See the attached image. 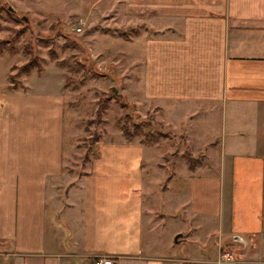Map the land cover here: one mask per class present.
Returning a JSON list of instances; mask_svg holds the SVG:
<instances>
[{
	"label": "crops",
	"instance_id": "crops-1",
	"mask_svg": "<svg viewBox=\"0 0 264 264\" xmlns=\"http://www.w3.org/2000/svg\"><path fill=\"white\" fill-rule=\"evenodd\" d=\"M118 16L156 33L143 40L122 96L167 117L196 114L188 140L202 160L191 168L171 160L163 184L161 168L149 184L145 160L162 166L160 152L119 133L76 172L63 76L43 65L9 88L7 63L0 264H92L100 255L120 264H264V0H122ZM125 149L136 157L128 170ZM178 216L173 245L161 225ZM181 242L191 249L179 253ZM223 249L234 263L217 262Z\"/></svg>",
	"mask_w": 264,
	"mask_h": 264
},
{
	"label": "rangeland",
	"instance_id": "rangeland-1",
	"mask_svg": "<svg viewBox=\"0 0 264 264\" xmlns=\"http://www.w3.org/2000/svg\"><path fill=\"white\" fill-rule=\"evenodd\" d=\"M121 1L0 0V40L8 42L9 49H14L12 53L8 48L0 53V79L7 63L9 75L31 57L42 58V70L44 65L47 73L64 78L66 136L71 144L69 151L75 153L68 168L81 171L84 156L88 153L94 156L99 141L114 138L119 133V137L123 136L119 125L126 124L131 132L138 133L133 139L160 152L157 156L162 166L154 164L151 157L145 160L144 166L149 184L157 179L155 169H162L156 180L161 186L165 167L171 160L179 165L202 160L203 152L195 153L194 144L188 140L189 123L194 121L192 130L197 129L196 114L167 117L159 108L129 102L128 95L117 97L129 88L123 78L132 76L133 63L141 55L143 40L156 34L144 23L134 25L132 17L123 21L118 16ZM79 21L83 24H78ZM77 27L81 32H76ZM52 55L54 59L50 58ZM57 61H62V65H57ZM79 63L84 66L79 67ZM54 65L61 68V72L54 70ZM22 75L16 78L17 86ZM112 87L118 95L113 93ZM103 102H107L108 107L98 114V107ZM123 102L129 104L123 107ZM125 115H129V119L126 120ZM136 126L140 128L138 132ZM150 138L155 140L149 143ZM125 153L123 163L128 170L136 163V157L128 156L130 151L126 149ZM179 219V216L165 217L161 225L164 236L172 237L173 245ZM175 247L179 253L191 249L186 242Z\"/></svg>",
	"mask_w": 264,
	"mask_h": 264
},
{
	"label": "trees",
	"instance_id": "trees-1",
	"mask_svg": "<svg viewBox=\"0 0 264 264\" xmlns=\"http://www.w3.org/2000/svg\"><path fill=\"white\" fill-rule=\"evenodd\" d=\"M2 8V7H0ZM124 36V35H123ZM125 37V36H124ZM8 42L4 41V40H0V53H2L4 51V49H7L8 47ZM8 51L9 52H14V49H12V47H10V49L8 48ZM51 59H54L55 57L52 55L50 56ZM41 62H43V59L42 58H39V57H36V56H33L31 57L28 61H26L24 64L20 65L19 67H17V71L13 74V73H10L8 75V79L10 81V85H9V88H16L17 87V81H16V78H18L21 74H28L30 73L33 69H36L37 73H41L42 72V66H41ZM57 65L61 66L62 65V61H57L56 62ZM79 67H83L84 65L83 64H78ZM16 67H12L11 69H15ZM122 95H118L117 97L121 98ZM123 107L127 106L129 103H126V102H123L121 103ZM108 107V104L107 102H103L101 103V105H99L98 107V114L100 113H103ZM129 115H125V119H129L128 118ZM120 127V130L122 132V134L124 135V137L126 138V140L128 141H131V140H134L133 139V136L135 134H138V133H133L131 132L128 127L126 126V124H121L119 125ZM135 130L138 132L140 130L139 126H136L135 127ZM155 139H149V143L153 142ZM87 158V155L84 156V159L83 161H85ZM192 162V161H191ZM193 163H189V167L191 168Z\"/></svg>",
	"mask_w": 264,
	"mask_h": 264
},
{
	"label": "built area",
	"instance_id": "built-area-1",
	"mask_svg": "<svg viewBox=\"0 0 264 264\" xmlns=\"http://www.w3.org/2000/svg\"><path fill=\"white\" fill-rule=\"evenodd\" d=\"M78 24H83L82 21H79ZM76 32H81V28L77 27ZM218 263H234L235 257L233 252L230 249H223L220 251L218 256ZM92 264H120L119 259L114 256L109 255H100L92 260Z\"/></svg>",
	"mask_w": 264,
	"mask_h": 264
},
{
	"label": "water",
	"instance_id": "water-1",
	"mask_svg": "<svg viewBox=\"0 0 264 264\" xmlns=\"http://www.w3.org/2000/svg\"><path fill=\"white\" fill-rule=\"evenodd\" d=\"M111 90L115 95H118L116 88L112 87ZM178 237V236H177ZM177 237L175 238V241H177Z\"/></svg>",
	"mask_w": 264,
	"mask_h": 264
}]
</instances>
